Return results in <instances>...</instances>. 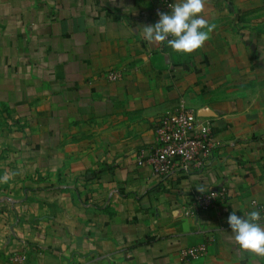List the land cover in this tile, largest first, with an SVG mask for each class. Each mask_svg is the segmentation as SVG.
Listing matches in <instances>:
<instances>
[{"label": "crops", "instance_id": "1", "mask_svg": "<svg viewBox=\"0 0 264 264\" xmlns=\"http://www.w3.org/2000/svg\"><path fill=\"white\" fill-rule=\"evenodd\" d=\"M242 8L205 0L210 39L180 55L138 34L156 0H0V264H264L227 223L264 208V30ZM182 105L215 148L158 177L136 154ZM220 187L225 202L184 215Z\"/></svg>", "mask_w": 264, "mask_h": 264}, {"label": "built area", "instance_id": "2", "mask_svg": "<svg viewBox=\"0 0 264 264\" xmlns=\"http://www.w3.org/2000/svg\"><path fill=\"white\" fill-rule=\"evenodd\" d=\"M159 12H167L174 0H156ZM159 19V17H158ZM166 45V43H164ZM120 74L110 72L108 79L117 81ZM156 140L153 147L140 149L137 154L139 165H148L155 175L162 178L171 176L177 167L187 169L189 165L209 159L214 151L211 123H201L197 113L184 105L169 115L163 116L156 126ZM226 187L199 191L192 194L184 207L185 216H196L213 209L219 202L228 199ZM256 204V202H254ZM264 214V208H259ZM207 253V244L185 249L180 252L182 261L194 260ZM24 258H18L23 260Z\"/></svg>", "mask_w": 264, "mask_h": 264}, {"label": "clouds", "instance_id": "3", "mask_svg": "<svg viewBox=\"0 0 264 264\" xmlns=\"http://www.w3.org/2000/svg\"><path fill=\"white\" fill-rule=\"evenodd\" d=\"M205 0H176L167 12H158L154 25H144L138 34L151 43H166L167 47L180 55H191L201 49L210 39L214 25L204 18ZM7 180V175L0 177ZM258 211L239 216L232 211L227 223L239 248L245 252L264 256V224L260 223Z\"/></svg>", "mask_w": 264, "mask_h": 264}, {"label": "rangeland", "instance_id": "4", "mask_svg": "<svg viewBox=\"0 0 264 264\" xmlns=\"http://www.w3.org/2000/svg\"><path fill=\"white\" fill-rule=\"evenodd\" d=\"M243 6V16L240 23L243 27H254L264 30V0H240ZM246 15V16H245Z\"/></svg>", "mask_w": 264, "mask_h": 264}]
</instances>
